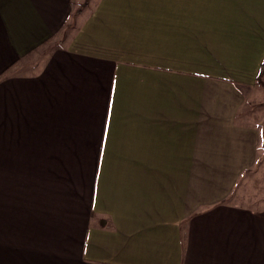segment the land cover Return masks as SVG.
<instances>
[{"label": "crops", "instance_id": "crops-1", "mask_svg": "<svg viewBox=\"0 0 264 264\" xmlns=\"http://www.w3.org/2000/svg\"><path fill=\"white\" fill-rule=\"evenodd\" d=\"M74 1L0 0V264H264V0Z\"/></svg>", "mask_w": 264, "mask_h": 264}, {"label": "rangeland", "instance_id": "rangeland-1", "mask_svg": "<svg viewBox=\"0 0 264 264\" xmlns=\"http://www.w3.org/2000/svg\"><path fill=\"white\" fill-rule=\"evenodd\" d=\"M95 2H96V0H75L74 1V4L78 8L77 11L78 12L83 11V13H81L79 16H77L75 18L74 27L72 25L70 31L66 32L64 35H68L71 32H74L73 30H74L76 24H78L83 19L84 15H86V11L90 10L93 7V5L95 4ZM58 39L59 38L51 41L50 43H48L46 45H44L37 52H35L34 54L28 56L25 60H23L22 65L28 66V67L22 69L21 73L22 74H28V73L33 74L38 68H40L44 64L45 57L48 55V53L52 49L60 46L59 44H61V41L59 40L60 42H58ZM258 96L260 98H264V89L260 88ZM259 109H260V115L264 120V103L260 104ZM262 144H261V146L263 147L264 141L262 142ZM261 151L263 152V149H261ZM256 174L254 175V179L250 180L249 184L245 187L246 188L245 193H247L249 195V197H250V195H253V193H257L258 190H262V188L264 187V171L262 173H259L257 176H256ZM256 189H258V190H256Z\"/></svg>", "mask_w": 264, "mask_h": 264}, {"label": "trees", "instance_id": "trees-1", "mask_svg": "<svg viewBox=\"0 0 264 264\" xmlns=\"http://www.w3.org/2000/svg\"><path fill=\"white\" fill-rule=\"evenodd\" d=\"M256 82L259 86L264 88V60L260 66L259 73L256 78Z\"/></svg>", "mask_w": 264, "mask_h": 264}]
</instances>
